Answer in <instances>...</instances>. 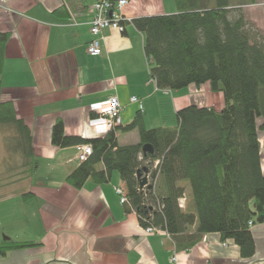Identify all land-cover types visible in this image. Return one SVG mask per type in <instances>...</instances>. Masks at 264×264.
I'll return each instance as SVG.
<instances>
[{"label": "crops", "instance_id": "crops-1", "mask_svg": "<svg viewBox=\"0 0 264 264\" xmlns=\"http://www.w3.org/2000/svg\"><path fill=\"white\" fill-rule=\"evenodd\" d=\"M95 2L0 0V32L10 34L1 99L13 102L30 127L35 159L26 185L33 196L0 198V236L2 241L37 243L9 252L0 264H173L174 254L178 264H264V224L252 228V258H243L240 248L218 233L207 234L187 251L178 250L166 236L146 235L138 215L121 204L119 175L114 173L106 184L89 181L80 190L66 183L81 161L77 146L52 145L59 119L67 135L91 139L107 134L101 114L113 97L123 108V125L141 112L147 128L176 126L177 112L189 105L224 107L222 93H214L209 84L160 90L150 77L145 35L131 22L124 33L105 30L102 54L89 56ZM60 8L65 11L58 15ZM171 8V14L177 12ZM166 12L156 0H133L124 9L131 20ZM134 97L143 109L132 103ZM118 139L121 145L139 142L136 132L118 133Z\"/></svg>", "mask_w": 264, "mask_h": 264}, {"label": "trees", "instance_id": "trees-1", "mask_svg": "<svg viewBox=\"0 0 264 264\" xmlns=\"http://www.w3.org/2000/svg\"><path fill=\"white\" fill-rule=\"evenodd\" d=\"M262 1L175 0L176 13L133 19L131 24L145 35L150 77L160 90L209 84L214 93H222L224 107L189 105L177 112L176 126L154 129L146 127L139 112L130 124L91 139L67 135L59 119L52 129L53 146L93 147L66 183L80 190L89 181L109 183L117 173L130 201L124 206L138 215L142 228L164 230L178 250L186 251L207 234L218 233L223 241L232 240L243 258H252V228L264 224V37L249 31L242 10ZM9 39V33L0 32V125L14 132L8 147L25 160L30 179L35 170L31 129L13 102L1 99ZM131 132L139 142L121 145L118 133ZM145 145L153 147V154L144 152ZM143 168L152 177V187L144 191L137 179ZM32 196L24 192L21 198ZM36 244L2 241L0 259Z\"/></svg>", "mask_w": 264, "mask_h": 264}, {"label": "built area", "instance_id": "built-area-1", "mask_svg": "<svg viewBox=\"0 0 264 264\" xmlns=\"http://www.w3.org/2000/svg\"><path fill=\"white\" fill-rule=\"evenodd\" d=\"M133 0H96L91 7L93 13V20L91 21V35L92 40L88 43L87 53L91 57H97L102 54L101 37L105 30L112 29L124 33L126 30V23L131 22L124 15V9L128 7ZM132 103L140 104V109H143L141 101L134 97ZM122 106L117 98L113 97L109 100L108 106L102 111V118L105 122L107 133L117 127L123 125L122 120ZM78 158L81 162L86 161L93 154V147L91 145L77 146ZM262 155L264 157V146L262 147ZM159 161L154 163V169H157ZM149 183L152 185L151 172L148 174ZM148 187L141 189L146 190ZM122 205H128L129 199L126 197L124 191L119 187L116 189ZM130 205V204H129ZM146 235H162L171 239V236L162 229L149 227L143 228ZM171 261L173 264H178L177 255L172 256Z\"/></svg>", "mask_w": 264, "mask_h": 264}, {"label": "rangeland", "instance_id": "rangeland-1", "mask_svg": "<svg viewBox=\"0 0 264 264\" xmlns=\"http://www.w3.org/2000/svg\"><path fill=\"white\" fill-rule=\"evenodd\" d=\"M156 3L161 11H163V9L165 10L166 8L168 12H166L167 14H171L170 12H173L171 11V7H173L174 9L176 7L175 0H156ZM242 11L245 15L249 31L255 34H259L260 37H264V1L256 4L255 6H246ZM199 107L202 106L200 105ZM168 119H170V117H168ZM154 120H157L155 115ZM173 122L174 121L171 118V123ZM151 124L152 123L149 122L147 125L150 126ZM154 128L158 127H151L148 129ZM13 137L14 132L12 131V129H10L8 126L0 125V198L18 196L21 197L24 192H28L29 190L26 186L30 179L28 176L29 172L26 169L27 167L25 160L20 154L13 155L15 154V152H11L10 148L8 147L9 141ZM260 141L262 144H264V131L260 132ZM152 170L155 169L152 168ZM115 175L116 177L118 176L117 173H115ZM184 184L187 187L186 197H188L190 193V187L189 184H186L185 182ZM186 197L184 198V201L186 200ZM0 241H2L1 236Z\"/></svg>", "mask_w": 264, "mask_h": 264}, {"label": "water", "instance_id": "water-1", "mask_svg": "<svg viewBox=\"0 0 264 264\" xmlns=\"http://www.w3.org/2000/svg\"><path fill=\"white\" fill-rule=\"evenodd\" d=\"M144 152L145 153H149V154H153L154 150L153 147L151 145H145L144 146ZM149 170L147 168H143L142 170L138 171L137 174V179L139 181L140 184V188L144 189L146 187L151 188L152 185L149 183Z\"/></svg>", "mask_w": 264, "mask_h": 264}]
</instances>
